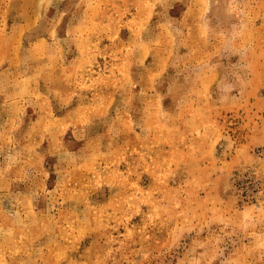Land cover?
<instances>
[{
	"label": "rangeland",
	"instance_id": "1",
	"mask_svg": "<svg viewBox=\"0 0 264 264\" xmlns=\"http://www.w3.org/2000/svg\"><path fill=\"white\" fill-rule=\"evenodd\" d=\"M0 264H264V0H0Z\"/></svg>",
	"mask_w": 264,
	"mask_h": 264
}]
</instances>
